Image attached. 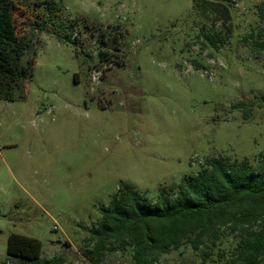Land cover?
<instances>
[{
  "label": "rangeland",
  "instance_id": "rangeland-1",
  "mask_svg": "<svg viewBox=\"0 0 264 264\" xmlns=\"http://www.w3.org/2000/svg\"><path fill=\"white\" fill-rule=\"evenodd\" d=\"M12 6L30 69L26 99L0 101V264L23 262L7 253L13 233L40 240L43 259L92 264L80 248L122 185L156 203L209 159L259 164L264 0ZM237 244L223 240L206 264H233ZM205 251L185 245L154 264H203ZM101 264H135L133 247Z\"/></svg>",
  "mask_w": 264,
  "mask_h": 264
},
{
  "label": "trees",
  "instance_id": "trees-1",
  "mask_svg": "<svg viewBox=\"0 0 264 264\" xmlns=\"http://www.w3.org/2000/svg\"><path fill=\"white\" fill-rule=\"evenodd\" d=\"M258 14L264 23V7ZM206 38L215 47L219 42L216 35ZM29 45L17 31L12 0H0V101L26 99L30 66L21 60ZM238 107L249 120L251 106ZM169 191L162 189L153 203L122 185L100 208L101 220L90 229L93 247L80 248V254L101 264L106 252L132 246L135 264H154L162 255L190 245L194 251L207 250L202 258L206 264L219 243L234 237L238 244L233 264H264V154L257 166L247 159H209L201 171ZM7 253L22 260L20 264H71L64 256L43 259L42 242L17 233L9 236Z\"/></svg>",
  "mask_w": 264,
  "mask_h": 264
}]
</instances>
